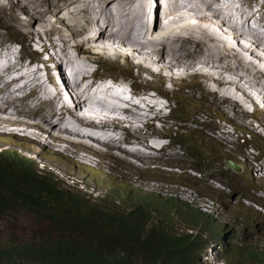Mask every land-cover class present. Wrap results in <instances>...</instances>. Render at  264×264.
Instances as JSON below:
<instances>
[{"label":"bare ground","instance_id":"obj_1","mask_svg":"<svg viewBox=\"0 0 264 264\" xmlns=\"http://www.w3.org/2000/svg\"><path fill=\"white\" fill-rule=\"evenodd\" d=\"M9 1H16L21 7L24 6L28 14L26 10L22 12L17 5L11 4L14 7L11 6V10L5 9L8 13H3L8 22L12 21L19 27L22 15L33 20L38 18L36 19L37 27L33 28L31 35L26 36L28 38L24 39L23 47L26 51L30 47L36 53L31 55H35L38 60L35 63L29 57L31 61L26 62L22 51L19 53L14 46L16 40L0 32V39H7L4 46L0 40V70L8 73L6 84L0 87V93L1 89H4L3 95H0V134L12 133L18 136L5 128L7 123L14 120L21 122L22 124H18L23 127L20 132L26 133L27 140L32 144H18L17 148L23 156L36 159L35 168L39 163H45V161L38 162L37 158L42 157L38 150L54 151L63 160L79 161L80 163L77 164L84 166L94 165L100 159L99 163L109 168L111 167L107 159L115 158L114 155L119 154L118 150H121L124 152L117 158L124 171L139 170L138 162L141 160L133 152L140 157L148 156L149 158L165 145L168 147V144L162 140L166 139L165 136L169 133L165 131L169 130L163 131L156 125L157 122L166 119L165 107L168 105L167 102L158 100L156 93L151 91L152 88H161L167 78L161 85L152 82L156 81L154 77L158 81L164 76H169L168 80H172L175 77L174 69L178 71L179 66H183L184 69L195 65H199L200 68L205 66L218 73L215 81L221 88H226L228 84H236V90L244 91L242 83L234 79L238 76L241 80V76H246L238 68L239 64L236 67L231 63V57L235 58L237 63L240 62V67L243 66L242 69L246 74L248 71L253 75L257 72L260 73L259 78H263L255 77L250 82L246 80L258 93L256 97L259 98L254 97L258 109L249 111L241 97H238L237 100L241 103L236 102V105L243 110L242 119L249 115L258 119L259 114H264V65L258 66L254 61L255 58L253 60L251 58L254 56L260 58L264 55V32H262L263 35L260 33V29H264V22H262L264 17L256 18L257 13L264 9V0H254L260 7L257 10L254 9L255 6L254 8L246 7L248 0H227V5L222 4L224 0H154L152 14L149 0ZM155 2L158 5L156 10ZM196 7L198 10H195ZM207 12L212 15L210 16ZM262 12L264 13V10ZM202 21L207 23L208 27L197 25ZM186 23L190 28L182 27V30L174 32L180 26L185 27ZM223 23L233 27L234 31H228L223 27ZM39 29L44 33L37 31ZM169 30L170 32L174 30L172 31L174 33L168 35ZM35 32L38 34L34 42L30 38L36 34ZM42 34H44L43 38ZM208 35L216 39L213 44L210 42L213 39ZM230 35L237 40L241 36L248 44L241 45L235 41L237 49L234 46H226L224 39H228ZM31 45L35 47V50H39L40 54H37V50L35 51ZM223 46L229 47L233 52L229 54L233 56L227 55L225 59ZM36 47H41V50ZM107 49L111 50L115 56L105 51ZM245 50L248 51L249 57L242 52ZM197 52H201V55L185 60L187 56ZM41 53H45V57ZM103 54L109 61L102 58ZM151 54H156L158 57L154 58ZM132 56H141L139 58L144 61L149 58L150 61L138 62ZM101 58L105 60L103 64L109 62L110 65L117 66L126 64V62H120L122 59L130 61L129 63L132 60L134 64L132 62L129 68L130 74L127 75L130 81H126L123 75L119 77L120 80L113 75L112 77L101 75L96 79L95 74L102 65ZM257 60L261 61V59ZM97 61H99L98 65L96 64L97 67H93ZM49 64L53 70L58 68L54 79L51 73L48 74ZM30 66L35 69H31ZM157 66L164 69L160 70ZM133 67H141L140 72L146 73L148 79H141L139 75L133 73ZM167 70L170 72L168 73ZM41 71H46L45 76L38 75ZM129 76L132 79H129ZM42 77H45L43 81H41ZM21 78H26V81ZM139 80H141L140 88L136 89L133 84H138ZM11 83L16 92L15 96L12 95L13 90H10ZM57 83L61 87V93ZM116 83L118 85L115 86ZM147 85L148 89L145 88ZM37 87L38 94L35 102L22 105L20 101L32 92H36ZM208 87L214 89V93L222 94L223 97L232 91L225 89L224 92H218L217 88ZM246 95L248 98L251 97L247 91ZM144 96L146 97L143 98ZM65 100L72 102V107H69ZM48 102L52 105L46 106L45 103ZM217 105L219 104L216 103L213 107L219 108L224 114L229 113ZM81 106H84V110ZM10 111L36 113L40 115L43 122L13 116L8 114V112L11 113ZM143 116L146 119H140ZM233 118L237 120L235 115ZM95 119H98L99 124L94 122ZM243 121L251 127V121L247 119ZM259 125L264 129V122H260ZM27 128H31L32 131L26 132ZM217 128L221 130L220 126ZM221 133L223 140L227 139L228 133L232 134L230 130ZM257 146L253 142L252 149L255 151ZM129 151H132V154H129ZM173 151L174 154L178 152L176 149ZM247 153L248 151H244V156H247ZM3 154L8 156L7 158L12 157L5 149ZM164 154L161 153V155ZM252 157L254 161L252 168L257 170L258 174L262 163L258 162L256 153L253 152ZM140 167H142L141 162Z\"/></svg>","mask_w":264,"mask_h":264},{"label":"rangeland","instance_id":"obj_2","mask_svg":"<svg viewBox=\"0 0 264 264\" xmlns=\"http://www.w3.org/2000/svg\"><path fill=\"white\" fill-rule=\"evenodd\" d=\"M11 4L17 5L18 9H21L22 12L26 10L24 6L21 7L18 3H16V1L11 2L9 0H0V32H2L3 35L8 36L12 40H16L14 41V46L19 53L22 51V53L25 55H23V59L26 60V62L27 60H30V57L32 62L36 63L38 60V58L35 57L36 53H34L30 47L28 48L29 50L27 49V51L23 49V47L25 45L24 39L28 38L26 36L31 35V31L33 30V28L37 27L36 24H38V22L36 23V19L38 18H35L33 20L25 17L26 15L23 16L22 13L18 12L20 15H22V18H20L19 27H17L14 22H8L7 17H5V15L3 14L8 13V11L6 10H11V6L14 7ZM151 4H154L153 1ZM222 4L227 5V0H224ZM5 5L7 7H5ZM8 7L10 8L8 9ZM157 7L158 5L155 2V10L157 9ZM246 7H253L255 10L260 8L254 0H248ZM164 8H166V5H164ZM195 10H198V8L196 7ZM263 10L264 9L257 13L256 18L259 19L261 17H264V13L262 12ZM25 12H27V10ZM153 12L154 10L151 12V14ZM207 13L210 14V16L212 15L210 12ZM68 17L70 18L71 16ZM150 17L151 20H153L152 15ZM66 20L68 22V19ZM224 23V28H226L228 31H234L233 27L228 26ZM186 24L187 25H185V27L180 26L181 28L179 27L175 29V31L171 30L170 32L169 30L168 35L182 30V27L186 29L190 28L189 24ZM197 25L208 27L207 23L203 21L198 22ZM37 31L44 33V31L40 29ZM262 32H264L263 28L260 29L261 35H263ZM37 34L38 32L34 34V36L30 39L32 41L34 40L35 42L37 39ZM43 35L44 34H42L41 37ZM208 36L213 39L212 41H210L209 39L211 44H213V41L216 39L210 35ZM0 40L2 46H4L7 39L1 38ZM234 40L241 45H245L244 43H246V41L243 40L241 36H239L238 40ZM36 48H39L41 50V47ZM33 49L35 50V47H33ZM105 51H107L111 56H115V54H113L111 50L107 49ZM36 52H38L37 54H40L39 50H37ZM223 52L225 55V59L228 57L227 55L233 56L232 54H229L230 51L226 47L223 48ZM242 52H244L246 56H250L248 54V51L245 50ZM33 53L35 55H31ZM200 53L201 52H197L196 54L189 55L185 58V60L192 59L193 57H198L201 55ZM42 55L43 57H45V53ZM152 56L154 58L158 57L156 54ZM263 56L264 55L260 56V58H256L254 56L251 58L252 60L255 58L254 61L258 66H263ZM132 57L135 58V61L138 62L142 61L144 63H147L148 61H150L149 58L144 61L143 59L139 58L141 56ZM102 58H105L104 54ZM257 59H261V61ZM105 60L109 61L106 58ZM105 60L102 59L100 63ZM99 61H97V63H94L93 67H96ZM120 62H126V64L124 63V65L120 64L121 66H117L116 64L110 65L109 62L105 64L102 63L101 67L95 74V78H99L98 74L100 76L102 75L103 77H112L113 75V77L116 76L115 78H119L121 75H123V78L126 81H130L128 80L127 75L130 74L129 68L131 67L133 61L131 60V63H129L130 61L128 62L126 59H122ZM231 63L236 65V67L239 64L238 68L240 69L241 73L246 75L244 76L245 78L241 76V80L238 78V76L234 77V79H237L240 84L242 83L241 86L244 88V91L240 89L236 90V84H228L227 86H225L226 88H221L220 85L215 81V79L218 78V73H216L215 70H210L205 66H201L200 68L199 65L191 66L188 69H184L183 66H179L180 68L178 67V71L174 69L173 75H175V77H173L172 80H168L170 79L169 76L161 77V81H157V78L154 77L156 81L152 83L157 85H161L167 78L165 84H163L161 88H152L151 91H154L156 93L155 94L153 92L155 95H157L158 100L160 99V101H164L165 103L167 102L168 105L165 107L166 119L160 121L159 123L157 122L156 124L163 131L167 129L169 130L165 131L170 134H168L169 136L166 135L165 138L168 136L170 137V139L166 138L162 140L168 144V147L165 145L164 148H162L160 151L155 152L153 157L149 158H147L148 156L144 158L142 156L140 157V155H136V153L133 152V154H135V156L139 157V159L141 160L138 162L139 170L130 169L124 171L119 162V159L117 158L122 152H124L121 150H118L119 154L114 155L115 158L107 159L111 168H109L108 166H99L98 170L109 172L112 177H115L118 181L122 182L124 187H127L130 184V177L132 179L138 180L140 183H145L144 178H147L149 181V183H147V188L158 190L162 194L166 192H168L169 194H176L177 192H180V194L183 193L196 198L201 195L207 196L209 200L206 197L201 196L199 203L204 204L205 208L217 212L219 214L218 216H222L224 221L225 219L230 220L235 225V227H238V225H242L243 228H246L249 225L252 228H256L258 223H260L261 226H264V208L261 207L264 204V175H262L261 177L260 172H258L257 174V170L252 168L254 162L252 157L253 152L257 154L258 159L261 157V155H264V129L261 125H259L260 122H264V114H259L258 119H254L250 115L247 117H243V119H247L248 121L252 122L251 127H248L246 124H244V121L242 119L243 110L240 108V106L236 105V102H239L237 98L241 97L242 101L249 111H257L258 108H256L254 97H256L258 93L256 90L250 87V84L248 82L253 81L255 77L259 78L260 73L255 72L256 74L253 75L250 71H248V74H246L242 69L243 66L240 67V62L237 63L235 58L233 57H231ZM134 68L137 67H133V69ZM140 68L141 67L137 68L139 72L141 71ZM157 68L160 70L164 69L161 66H157ZM31 69L35 68L31 67ZM57 69L55 68V70ZM236 70L238 69L236 68ZM42 72L45 73L44 71H41L38 75L45 76ZM167 72L169 73L170 71L167 70ZM48 74L50 75V73ZM7 75V72H4L2 69L0 70V87H3L6 84ZM229 77L231 78V76ZM44 78L45 77H42L41 81H43ZM242 78H244V80ZM21 79H24V81H26V78ZM129 79L131 78L129 77ZM259 79L263 78L261 77ZM246 80H248V82ZM140 81L141 80H139L138 84H140ZM116 85L118 84L116 83L115 86ZM135 85L139 87V85ZM208 86L217 88L218 92H224L225 89H230L233 92L230 91L225 95V97H223L222 94L214 93V89H211ZM129 88L130 85L128 84V90ZM145 88L148 89L149 86L147 85ZM78 89L80 90L79 87ZM10 90H13V84ZM3 91L4 89H1L0 95H3ZM246 91L247 94H249V96L251 97H247ZM136 93L137 92H135V94ZM37 94L38 87L36 92H32L29 96L23 99V101L21 100L20 103H22V105L24 103H34ZM12 95H16V92L14 90L12 91ZM133 95L134 92L132 96ZM145 97L146 96H144L143 98ZM256 98L258 99L259 97ZM216 103L219 104L217 106L224 108L229 113L224 114L222 111H220L219 108L213 107V105ZM240 103L241 101L239 102V104ZM45 104L46 106L52 105V103L49 102ZM81 109L84 110V106H81ZM170 109L171 111H169ZM10 112L11 113L8 112V114H11L13 116L15 115L18 117H26L32 120L43 122V119L39 117L40 115H37L36 113L27 114L24 112ZM234 115L236 116L237 120L233 118ZM140 119L144 120L146 118L145 116H143V118ZM15 122L17 124H14ZM20 123L21 122L14 120L13 122L7 123L5 129L14 131V128ZM217 126H220L221 130H219ZM227 130H230L232 134L230 135L228 133L226 136L227 139L223 140L221 132H225ZM123 135L124 134H122V136ZM1 136L8 137L11 140L17 142L32 144L27 139L19 135L15 136L12 133L1 134ZM245 141L250 142L247 143ZM253 142L258 145L255 151L254 149H252ZM116 145H118V143H116ZM119 145H121V143ZM55 146L62 148L58 145ZM120 149L124 150V148L122 147ZM174 149L178 151L177 154H174ZM244 151H248L247 156H244ZM130 153L132 154V151H129V154ZM161 153L165 154L161 155ZM9 158L0 155V179L3 176H8V178L10 177L9 183L11 184H15L17 186H19V184H25L26 182L22 179L23 176H26V171L22 168L21 165L17 166L15 164L16 162H18V160ZM37 160L38 162L45 161V163H39L36 168L33 165V170L36 171L35 174L38 176H35L32 172L35 177L28 178L29 182L34 183L35 181H40V183L37 184L48 187L49 185L47 183V180H45V177H47L51 179L53 183L60 185L63 189H66L67 187L69 191L74 193L76 196H79V198H84L85 200L92 202L95 201L94 197L90 198L84 195V197L82 198L80 195L82 190L78 186L72 187V189H70L68 185H71V183L67 181L64 182L63 180L59 179L62 175H57V164H60L61 167L64 162L59 161L56 157L50 156L38 157ZM140 162L142 167H140ZM95 167L97 168L96 165ZM48 172H50V174L53 176L48 175ZM253 176L257 177L256 181H253ZM57 180L60 182H57ZM62 182L66 184H62ZM253 189H255V191ZM4 195L7 196L8 193L5 192ZM16 201L19 202V200ZM212 202L215 204H213ZM218 202L225 205V207L228 209V212L234 213L236 215L242 214V220L238 223L230 219L228 213L224 211L222 207L216 204ZM256 202H258L261 206L256 204ZM49 204L50 203H48L47 205ZM28 207L32 208V210H29ZM40 208L41 207H36L35 204L27 205L26 200L23 199L21 201V204H15V207L13 209L6 210L5 215H2L3 210H1L0 233H2V235L0 236V240H16L18 242L43 240L44 238H40L37 235L39 231L38 229L39 227H42L47 232V227L51 226V224H49L51 222V219L50 217H48V215L52 212V208L45 210ZM41 213L44 215V217ZM34 215L40 216L42 217V219L37 222L34 218ZM255 217H257V221L253 222L252 218ZM196 232H201V230L196 229ZM263 233L264 232H262V234ZM237 239H239V237H237ZM254 239L256 241L253 246L254 250L256 251L258 256L264 258V237L260 239L259 236H257Z\"/></svg>","mask_w":264,"mask_h":264},{"label":"clouds","instance_id":"obj_3","mask_svg":"<svg viewBox=\"0 0 264 264\" xmlns=\"http://www.w3.org/2000/svg\"><path fill=\"white\" fill-rule=\"evenodd\" d=\"M152 1L154 3V0H149V8L151 11L154 10V5L151 4ZM224 40L226 46H234L237 49L235 40L231 35L228 39L225 38ZM229 47L226 48L232 52ZM48 66V72L51 73L54 79L57 72L53 70L50 64ZM133 71L135 74L139 75L141 79H148L146 73L139 72L137 68H134ZM98 76L100 77L99 74ZM137 85L140 86V84ZM133 86L136 89L140 88L135 84H133ZM57 88L61 93L59 83H57ZM65 101L69 107H72L73 104L70 101ZM169 111H171V109ZM94 122L99 124L98 119H95ZM21 130H23V127L18 125L14 128L13 133L27 139L26 133L20 132ZM31 131V128L26 129V132ZM166 138L170 139L168 136ZM0 142V155L5 156L3 154V149H5L12 156L10 158L18 160V162L15 163L17 166L21 165L25 171L35 174L36 171L33 170V165L35 166L36 159L30 156H23L17 148L18 144L27 143L11 140L8 137L1 136V134ZM123 145L125 144L123 143ZM48 151L49 150L45 152L43 150H38L43 157H56L59 161L64 162L61 167L60 164H57V175L63 176L59 179L71 183V185H68L70 189L78 186L82 190L80 194L82 198L84 195L95 198L94 202L85 200L84 198L81 199L79 196L69 191L67 187L63 189L60 185L53 183L51 179L48 178L49 183L55 185V188L59 190L60 196L68 203H65L66 205H76L77 209L81 212H90L91 207H95L102 211L115 209L117 214L119 212L128 213L134 217L137 216V214H141L142 211L146 209L149 211L148 214L143 215L146 224H148L151 219H154L158 226L170 235L180 236L185 233H193L194 235L201 234L207 237V241L204 242L197 251L185 254L184 259L186 264H264V258L258 256L253 247L256 242L254 239L255 237L259 236L260 239L264 237V233L262 234V232H264V226H261L260 223H258L256 228H252L249 225L246 228H243L242 225L235 227L230 220L225 219L224 221L222 216H218L219 214L217 212L205 208L204 204L199 203L200 197L204 195L196 198L183 193L180 194V192L176 194H169L168 192L162 194L158 190L147 188V183H149L147 178H144L145 183H140L138 180L130 177V184L124 187L122 182L112 177L109 172L98 170L99 166H105L103 163H99L100 159L94 165L84 166L82 164H77L80 163L79 161L68 162L59 157V154L56 152L51 150ZM258 160L262 163V170H260V168L258 171L261 173L262 177V175H264V155H261ZM48 173V175L53 176L50 172ZM256 179L257 177L253 176V181H256ZM57 182L60 181L57 180ZM62 184L66 183L62 182ZM253 190L255 191V189ZM204 197L208 199L207 196ZM216 204L222 207L233 221L239 223L242 220V214L236 215L230 213L225 205L219 202ZM256 204L261 206L258 202H256ZM261 207L264 208V204ZM71 208L72 206H70V209ZM61 217L64 219L60 218L56 223H53V219L50 218L51 222L49 224H51V226L47 227V229L45 228L47 232L42 227H39L37 235L45 240H49L50 236H53L56 240H60L55 236L62 235L73 244H75L74 241H79L86 248H96L100 240L95 234L94 227H108V224L105 221H101L99 218L93 219L91 224L78 222L75 227V225H72V221L67 214H62ZM34 218L39 222L36 215H34ZM256 218L257 217L252 218V221L256 222ZM150 224L151 223H149V225ZM211 225L212 227H210ZM213 226L218 227L214 229ZM231 227H233L234 233H231ZM196 229L201 230V232H196ZM208 232H211L209 236H207ZM1 235L2 233H0V236ZM237 237H239V239H237ZM16 242L18 241L0 240V246L2 247Z\"/></svg>","mask_w":264,"mask_h":264},{"label":"trees","instance_id":"obj_4","mask_svg":"<svg viewBox=\"0 0 264 264\" xmlns=\"http://www.w3.org/2000/svg\"><path fill=\"white\" fill-rule=\"evenodd\" d=\"M34 175L26 171L22 179L26 183L19 186L9 183L8 176L0 179L2 215L25 199L27 205L35 204L43 210L52 208L48 217L53 219V223L64 219L62 214H67L75 227L78 222L91 224L95 218L105 221L108 227H94L100 240L96 248H86L79 241H74L75 245L62 235L55 236L60 240L50 236L49 240L19 241L0 246V264H186L185 254L197 251L207 241V237L201 234L170 235L154 219L149 221L150 225L146 224L143 219V215L149 213L146 209L135 217L128 213L117 214L115 209L102 211L91 207L90 212H81L76 205H70V209L47 177L48 187L37 184L40 181L29 182L28 178ZM37 219L40 221L42 218L37 216ZM217 227L213 226L214 229ZM230 230L234 233L233 227ZM207 234L209 236L211 232Z\"/></svg>","mask_w":264,"mask_h":264}]
</instances>
